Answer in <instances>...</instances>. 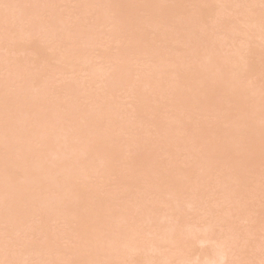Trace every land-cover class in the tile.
I'll return each mask as SVG.
<instances>
[{"label": "bare ground", "instance_id": "1", "mask_svg": "<svg viewBox=\"0 0 264 264\" xmlns=\"http://www.w3.org/2000/svg\"><path fill=\"white\" fill-rule=\"evenodd\" d=\"M256 1L0 0V264L264 256Z\"/></svg>", "mask_w": 264, "mask_h": 264}, {"label": "rangeland", "instance_id": "2", "mask_svg": "<svg viewBox=\"0 0 264 264\" xmlns=\"http://www.w3.org/2000/svg\"><path fill=\"white\" fill-rule=\"evenodd\" d=\"M258 1H259V0L256 1V3H255L256 5H255L254 10H253V16H254V17H255V15H256V11H257L256 9H257V8H258V10H260V12L264 13V9H263V8H264V0H263V1L260 0L261 5L259 4V7H258ZM256 6H257V7H256ZM260 6H261V8H262V11H261ZM255 10H256V11H255ZM254 11H255V12H254ZM257 12H258V11H257ZM263 17H264V15L261 17V18H262V22L264 21ZM262 26H263V28H264V23L262 24ZM253 39H254V38H251L249 41H247L248 43H247L244 39H242V40H244V43L246 42V44H243V43H242V45H248L249 47H250V45H251V46H252L251 49L254 48V50L251 51L252 53L255 52V49H257V48H255V46H256V47H261V45H262V43H263L261 39H258V40H261V41H258L257 38H255L254 40H255V41L257 40V41L259 42V44H257V41L255 42ZM242 40H241V42H242ZM251 41H254V43H252ZM239 43H240V42H239ZM246 49H247V48H246ZM249 49H250V48H249ZM251 52H250V53H251ZM101 64H102V62L100 63V66H99L100 68L103 67V66H101ZM102 65H103V64H102ZM102 69H103V68H102ZM82 76H83V75H82ZM87 76H88V75H85V76H84V77H85V80H88V79H89V77H88V79H87ZM81 78H82V77H81ZM81 80H82V79H81ZM128 100H129V99H128ZM128 100H126V101H127V103H128L127 106L129 107L130 105H129V101H128ZM68 171H69V170H68ZM263 200H264V199H263ZM263 204H264V203H263ZM263 204H262V205H263ZM263 207H264V206H263ZM200 218H201V217H200ZM203 218H204L203 221L205 222V224L199 222V225H200V226H203V227H204V226L206 227L207 225H209V223H208V219H207V217H202L200 220H202ZM205 220H206V221H205ZM244 225H245V226H244ZM248 225H249L248 222H241V223L237 226L238 231H239V232L241 231V234H243V232H246V231H247V229H248V227H249ZM242 226H244L245 229H244ZM239 227H240V228H239ZM241 229H243V230H241ZM263 234H264V233H263ZM263 234H262V238H263ZM260 239H261V237H260ZM229 240L232 241L233 239L230 238ZM261 241H264V239H261ZM230 243H232V242H230ZM197 244H200L199 247H198V245L195 247V248H198V250H201L202 247H205V246L207 247V246L211 245L210 243H209V244H208V243L205 244V243H203V242H199V243H197ZM201 246H202V247H201ZM206 247H205V248H206ZM200 248H201V249H200ZM216 248H218L217 250H218L219 253H221V254L223 253V249H222L221 247H218V246H217ZM219 250L222 251V252H220ZM228 251H229V250H228ZM196 252H197V250H196ZM229 252H230V251H229ZM229 252H228V253H229ZM224 253H225V254H224ZM224 253H223V256L225 255L224 257H227V259H228V261H229V260H230L229 258H232V257H229V254H227L226 252H224ZM197 254H198V252H197ZM226 254H227V255H226ZM262 255H264V252H263L260 256H262ZM194 256H195V254H194ZM194 256H193V258L191 259L190 263H191L194 259L198 260V258H196L198 255H196L195 257H194ZM230 256H231V255H230ZM262 258H264V256H263ZM262 258L259 257L258 259H255V260L253 261V264H254V263H257V264H264V259H262ZM260 259H261V260H260ZM225 260H226V258H225L220 264H228V263H226ZM199 261H200V257H199ZM199 261L196 262V261L194 260L191 264H193L194 262H195L196 264H198ZM235 261H236V259H235ZM234 264H238V263H237V262H234Z\"/></svg>", "mask_w": 264, "mask_h": 264}]
</instances>
